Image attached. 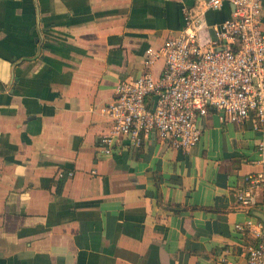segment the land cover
<instances>
[{
	"label": "crops",
	"instance_id": "obj_1",
	"mask_svg": "<svg viewBox=\"0 0 264 264\" xmlns=\"http://www.w3.org/2000/svg\"><path fill=\"white\" fill-rule=\"evenodd\" d=\"M185 9L214 26L234 6L0 0V264H247L255 242L236 225L264 221V188L247 210L236 195L264 174V131L211 112L190 152L156 136L101 150L116 84L163 73L146 51L184 28Z\"/></svg>",
	"mask_w": 264,
	"mask_h": 264
},
{
	"label": "built area",
	"instance_id": "obj_2",
	"mask_svg": "<svg viewBox=\"0 0 264 264\" xmlns=\"http://www.w3.org/2000/svg\"><path fill=\"white\" fill-rule=\"evenodd\" d=\"M224 1L234 6L230 19L210 26L203 13L185 9L184 28L161 47L147 49L146 68L164 61L158 78L146 71L116 84L107 108L112 131L100 141L105 154L125 145L140 149L152 136L171 149L190 152L211 112L222 123H246L257 133L264 131L262 0H201V8L219 10ZM258 151L264 162V139ZM246 182L249 186L236 195L241 210L256 203L253 191L264 188V174ZM262 207L264 212V201ZM236 230L255 242L246 247L247 264H264V221L248 219Z\"/></svg>",
	"mask_w": 264,
	"mask_h": 264
}]
</instances>
